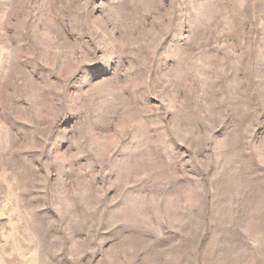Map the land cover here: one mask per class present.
Segmentation results:
<instances>
[{"label":"clouds","instance_id":"9594fccd","mask_svg":"<svg viewBox=\"0 0 264 264\" xmlns=\"http://www.w3.org/2000/svg\"><path fill=\"white\" fill-rule=\"evenodd\" d=\"M0 264H264V0H0Z\"/></svg>","mask_w":264,"mask_h":264}]
</instances>
